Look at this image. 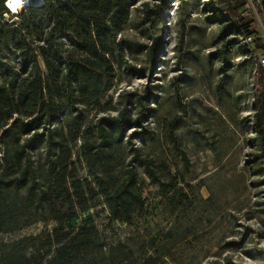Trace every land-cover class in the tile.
<instances>
[{
  "label": "trees",
  "instance_id": "obj_1",
  "mask_svg": "<svg viewBox=\"0 0 264 264\" xmlns=\"http://www.w3.org/2000/svg\"><path fill=\"white\" fill-rule=\"evenodd\" d=\"M0 0V45L12 41L15 64L0 55V232H15L35 221L58 225L42 237L24 236L0 242V264H154L140 260L124 242L106 246L97 227L87 218L78 227H65L78 212L88 211L102 196L109 216L128 222L144 203L140 172L161 193L176 188L162 179L155 161L143 155L127 135L143 128L150 94L129 97L114 113L86 124L113 86L118 57L125 51L146 50L152 74L161 39L149 45L129 38L116 40L114 30L128 17L127 0H43L11 12ZM246 0H205V20L220 26L219 37L231 35L219 52L222 59L238 45L254 60V133L264 158V67L256 51L264 49V36L252 17H242ZM264 27V4L256 5ZM42 38L31 43L32 35ZM252 35L253 42L240 37ZM185 32L180 33L179 46ZM1 52V49H0ZM144 74L143 68L125 64ZM129 104L135 107L131 112ZM80 145L76 147V143ZM38 143L43 149L36 153ZM129 144L130 156L124 152ZM84 165L89 177L79 175ZM264 172V165L257 169Z\"/></svg>",
  "mask_w": 264,
  "mask_h": 264
},
{
  "label": "rangeland",
  "instance_id": "obj_2",
  "mask_svg": "<svg viewBox=\"0 0 264 264\" xmlns=\"http://www.w3.org/2000/svg\"><path fill=\"white\" fill-rule=\"evenodd\" d=\"M204 1L127 0L129 15L114 30L116 40L149 45L160 38L157 63L146 76V50L125 51L118 57L123 64L116 68L113 86L85 124L114 113L129 97L150 94L143 128L129 129L127 135L176 188L161 193L139 169L144 203L130 221L112 219L98 196L88 211L63 226L78 227L89 218L106 246L122 241L134 256L152 257L154 264H264V172H256L264 158L254 159L260 151L253 130L254 60L238 45L222 59L219 49L231 35L221 39L220 26L205 20ZM254 10L251 17L264 36ZM5 18L20 21L11 12ZM41 38L38 31L30 42ZM0 49L3 62L16 63L12 41ZM125 64L144 67V74ZM3 78L0 74V82ZM128 107L134 115V105ZM42 149L38 143L34 153ZM130 153L127 144L126 158ZM79 175L89 177L83 164ZM57 225L38 220L15 232H0V242L42 237Z\"/></svg>",
  "mask_w": 264,
  "mask_h": 264
},
{
  "label": "built area",
  "instance_id": "obj_3",
  "mask_svg": "<svg viewBox=\"0 0 264 264\" xmlns=\"http://www.w3.org/2000/svg\"><path fill=\"white\" fill-rule=\"evenodd\" d=\"M264 4V0H246V4L241 11L242 17H251L254 14V8L256 5ZM16 13V12H15ZM254 37L252 35L240 37V42L249 44L253 42ZM256 61L259 65L264 67V49H258L256 51Z\"/></svg>",
  "mask_w": 264,
  "mask_h": 264
},
{
  "label": "bare ground",
  "instance_id": "obj_4",
  "mask_svg": "<svg viewBox=\"0 0 264 264\" xmlns=\"http://www.w3.org/2000/svg\"><path fill=\"white\" fill-rule=\"evenodd\" d=\"M36 1L38 0H24L23 4L20 5L16 2V0H7L6 7L9 9L10 12H17L20 7L25 6L27 4H33Z\"/></svg>",
  "mask_w": 264,
  "mask_h": 264
},
{
  "label": "clouds",
  "instance_id": "obj_5",
  "mask_svg": "<svg viewBox=\"0 0 264 264\" xmlns=\"http://www.w3.org/2000/svg\"><path fill=\"white\" fill-rule=\"evenodd\" d=\"M24 0H18V4L22 5Z\"/></svg>",
  "mask_w": 264,
  "mask_h": 264
},
{
  "label": "snow or ice",
  "instance_id": "obj_6",
  "mask_svg": "<svg viewBox=\"0 0 264 264\" xmlns=\"http://www.w3.org/2000/svg\"><path fill=\"white\" fill-rule=\"evenodd\" d=\"M16 2L18 3V0H16Z\"/></svg>",
  "mask_w": 264,
  "mask_h": 264
}]
</instances>
